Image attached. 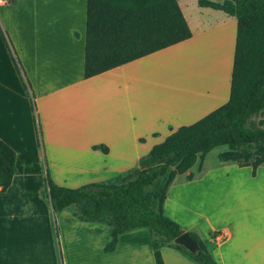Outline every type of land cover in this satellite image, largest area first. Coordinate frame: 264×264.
<instances>
[{
	"label": "crops",
	"instance_id": "0c3cea01",
	"mask_svg": "<svg viewBox=\"0 0 264 264\" xmlns=\"http://www.w3.org/2000/svg\"><path fill=\"white\" fill-rule=\"evenodd\" d=\"M177 3L190 29L189 39L89 79L83 77L86 0H9L0 7V27L7 41L0 35V140L14 151L16 166L10 186L0 192V264H155L148 236L124 239V233L114 251L104 252L109 228L79 221L75 211H66L70 207L57 213L60 228L56 232L55 213L40 194L41 181L34 182L39 178L33 176L45 165L54 168L51 135L59 139L85 136L95 129L100 137L84 146L88 161H75L87 168V176L79 173L72 181L50 179L58 186L108 183L139 167V160L172 131L195 123L228 101L236 19L199 7L198 0ZM173 51L176 56L187 53L189 73L180 78L172 75L176 86L155 104L163 112L152 115L148 127L135 114L134 79L127 72L155 70ZM97 83L104 85L96 93L93 128L90 88ZM38 134L44 150L39 148ZM239 168L246 172L240 185V211L212 213L221 220L196 211L188 223L168 211L172 194L184 183L205 178L204 160L200 170L192 167L174 179L163 212L183 232L203 242L209 239L205 243L216 264H264V164L254 177L250 167ZM202 225L205 238L200 236ZM160 251L163 264H197L177 249L164 246Z\"/></svg>",
	"mask_w": 264,
	"mask_h": 264
},
{
	"label": "trees",
	"instance_id": "16d2710c",
	"mask_svg": "<svg viewBox=\"0 0 264 264\" xmlns=\"http://www.w3.org/2000/svg\"><path fill=\"white\" fill-rule=\"evenodd\" d=\"M199 7L234 17L237 32L228 101L200 120L178 127L139 160L131 178L94 182L70 189L56 185L47 174L43 194L54 213L75 207L81 222L106 225L110 241L104 252L115 250L124 233L147 229L155 264H163L161 248L181 251L197 264H216L205 242L196 255L173 244L183 231L163 212L167 191L178 175L188 172L214 149L220 162L250 167L254 177L264 164V127L252 119L264 112V0H198ZM0 35L7 43L0 27ZM191 37L177 0H86L84 79H89ZM16 70L20 74L17 64ZM264 124V123H263ZM103 153L107 149L94 146ZM16 173L15 153L0 140V192ZM192 180V174L187 175ZM215 234L211 238H215Z\"/></svg>",
	"mask_w": 264,
	"mask_h": 264
},
{
	"label": "rangeland",
	"instance_id": "374dc122",
	"mask_svg": "<svg viewBox=\"0 0 264 264\" xmlns=\"http://www.w3.org/2000/svg\"><path fill=\"white\" fill-rule=\"evenodd\" d=\"M219 3L222 0H218ZM191 6V3L189 4ZM187 53L175 55L174 51L168 55V57L161 63H158L155 70L152 73L151 69L141 72H132L131 70L127 73L130 77L134 79V102H135V114L143 118L147 126L152 125V118L154 114H159L163 112L162 110H157L154 106L169 90L174 89L176 86V81L172 80V75L179 77L180 75H185L187 71L189 73L188 63H187ZM188 68V69H186ZM180 78V77H179ZM177 80V79H176ZM179 82V81H178ZM104 84L97 83L93 84L90 88L94 92L93 101H90V113L93 119L90 123L95 128L97 123L96 114V93ZM107 108L111 109V101H107ZM148 116V117H147ZM141 123V121H140ZM252 123L257 127H264V112L252 119ZM137 131L142 128V125L137 127ZM85 136H74L67 135L63 136V140L56 135L50 136V146L53 149L54 157V168L49 165H45L44 168L40 169L41 172L36 171L38 174L37 179L34 182H40V194H42L43 200L48 203L47 198L43 194L46 182L47 174L52 179H62L70 180L77 178L76 175L81 173L82 177L87 176V168L75 164V161H88V156L84 151V146L91 140L100 137L96 133L95 129ZM39 148L44 150L42 143V135L38 134ZM63 142H65V147H63ZM63 147V148H62ZM65 148V149H64ZM78 148V149H77ZM77 149V151H76ZM66 150V151H65ZM225 150V148L214 149L205 157V168L207 169L204 179L199 180L193 184L184 183V185L179 189L178 192H174L172 202L168 205V211L179 218L183 223H188L193 218V212L196 211L207 213L211 218L213 217L217 220H221L222 217L214 216L212 213L222 214L224 211H240L239 196H240V185L242 180L246 178V172L243 168H239L233 162H219L217 159L218 153ZM67 153V154H66ZM66 154V155H65ZM46 155V153H44ZM204 162V161H203ZM199 167V160L194 165V170L196 171ZM138 167L134 168L137 169ZM132 169V170H134ZM128 172V171H127ZM122 173L121 175L114 176L110 182H116L121 178H131L132 174ZM96 180V179H95ZM183 179L181 178L180 181ZM89 183V181H86ZM35 184L33 183V186ZM65 186L68 188H78L80 185L68 184ZM42 199V198H41ZM48 206V205H47ZM76 211L75 207H70L66 211ZM51 211V210H50ZM54 225L56 232L59 231L60 222H58V214H54ZM195 218V216H194ZM175 222V221H174ZM200 236L205 238V226L200 227ZM124 235V234H123ZM142 237L148 236L151 243V237L147 229H138L125 233L126 237ZM205 242L209 239H205ZM152 246V245H151Z\"/></svg>",
	"mask_w": 264,
	"mask_h": 264
},
{
	"label": "water",
	"instance_id": "95a60500",
	"mask_svg": "<svg viewBox=\"0 0 264 264\" xmlns=\"http://www.w3.org/2000/svg\"><path fill=\"white\" fill-rule=\"evenodd\" d=\"M173 244L184 248L188 253L196 255L200 252L198 243L190 237L186 232L176 237L173 240Z\"/></svg>",
	"mask_w": 264,
	"mask_h": 264
},
{
	"label": "built area",
	"instance_id": "2783aa9c",
	"mask_svg": "<svg viewBox=\"0 0 264 264\" xmlns=\"http://www.w3.org/2000/svg\"><path fill=\"white\" fill-rule=\"evenodd\" d=\"M9 3V0H0V7L5 6Z\"/></svg>",
	"mask_w": 264,
	"mask_h": 264
}]
</instances>
